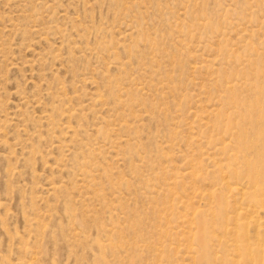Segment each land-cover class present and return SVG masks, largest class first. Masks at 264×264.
Instances as JSON below:
<instances>
[{
	"label": "rangeland",
	"instance_id": "rangeland-1",
	"mask_svg": "<svg viewBox=\"0 0 264 264\" xmlns=\"http://www.w3.org/2000/svg\"><path fill=\"white\" fill-rule=\"evenodd\" d=\"M261 134L264 0H0V264H253Z\"/></svg>",
	"mask_w": 264,
	"mask_h": 264
},
{
	"label": "bare ground",
	"instance_id": "bare-ground-1",
	"mask_svg": "<svg viewBox=\"0 0 264 264\" xmlns=\"http://www.w3.org/2000/svg\"><path fill=\"white\" fill-rule=\"evenodd\" d=\"M233 55V54H232ZM228 81V80H227ZM235 82V81H234ZM260 141H264V135L263 134H261L260 135ZM244 141V140H243ZM243 141L241 142L242 144H240V145H245V144H243ZM250 141V140H249ZM246 142H248L247 140H246ZM248 145V147H249V150H252V149H254L255 151L253 152V151H251V152H253V153H255L256 154V160H255V163H253L252 164V166L254 167V168H252V173L254 174L253 175V180H252V183L250 184V186H251V188H252V190H246V189H244V188H246L245 186H243V187H241L240 189H241V193H242V196H244V199H245V202L247 203L246 205L248 206V210H250L251 211V213H255V212H257V210L258 209H262L263 211H264V171H259V154L260 153H258V151H259V149H261V150H264V142H259L258 144H253L254 145V147H252V143H247ZM248 147H246L247 149H248ZM250 147L252 148V149H250ZM242 148V147H241ZM240 149V148H239ZM243 149H244V147H243ZM238 151V150H237ZM240 151H243L242 149L240 150ZM251 152H250V154H251ZM264 153V152H263ZM233 155H234V153H233ZM245 155H246V153H245ZM245 155H244V153L242 154V157L241 158H245ZM247 156V155H246ZM252 156V155H251ZM233 157H237L236 155H234ZM226 160H228V159H226ZM239 160V159H238ZM237 161V160H236ZM264 161H261V163H263ZM225 165H227V164H225ZM229 165V164H228ZM248 164H246V166H247ZM263 170H264V166H263ZM233 173H235V171L233 170ZM225 184L226 185H228V182L226 181L225 182ZM237 186V185H236ZM249 188V187H248ZM245 202H244V204L243 205H245ZM243 205H241V207L243 206ZM237 207V206H236ZM244 207V206H243ZM240 209H242V208H240ZM244 210H245V207L243 208ZM211 212H212V210H211ZM211 212H209V213H211ZM234 212V211H233ZM232 212V213H233ZM242 212H243V210H242ZM246 212V211H245ZM244 212V213H245ZM244 213H242V215L244 214ZM249 213V212H248ZM221 214V213H220ZM225 214V213H224ZM250 214V213H249ZM223 215V214H222ZM222 215L220 216H218V217H220V218H222ZM211 216V215H210ZM214 216H215V214H214ZM224 216V215H223ZM232 216V215H231ZM255 216V215H254ZM208 217V216H207ZM224 217H227V216H224ZM223 217V218H224ZM219 218V220H221ZM250 218V217H249ZM210 219V218H209ZM216 221V220H215ZM222 221H223V224L221 225L220 223V225H221V227H222V229L224 230V232H225V229H226V226H227V224L230 222V228L231 229H233L232 230V232H233V234H235V236H237L238 238H245V239H247L248 238V236H247V232L243 229V227H246V225L244 226V224H243V222H241V225H240V221H239V217L238 216H235V217H232V218H224V219H222ZM222 221H221V223H222ZM256 221H259V218H258V220L256 219V218H254L253 219V222L252 223H256ZM263 222V221H262ZM248 223V222H247ZM258 223H260V222H257L255 225H257ZM263 224V223H262ZM261 225V224H260ZM258 227H259V225H257ZM256 226V227H257ZM263 226V225H262ZM209 227V226H208ZM220 227V228H221ZM248 227V226H247ZM255 227V228H256ZM217 228H219V227H217ZM254 228V229H255ZM185 229V228H184ZM264 229V228H263ZM203 230V229H202ZM209 230V229H208ZM181 231V230H180ZM211 231V230H210ZM209 231V232H210ZM256 231V230H255ZM257 232V231H256ZM186 233V232H185ZM203 233H204V231H203ZM211 233V232H210ZM225 233H227V232H225ZM262 233H264V232H262ZM261 233V234H262ZM254 234V233H253ZM185 235V234H184ZM231 235V234H230ZM260 235V234H259ZM259 237H261V236H259ZM223 238H224V236H223ZM231 238V237H230ZM262 238V237H261ZM245 239H243V241L245 240ZM255 239V243H253V245H250L249 243H246L244 246H243V249L242 250H244V252H245V254L247 255H245L246 256V258L248 259V260H250V262H252L253 264H264V240L263 239H259L257 236H255L252 240H254ZM209 241V240H208ZM247 241V240H246ZM235 242V241H234ZM253 242V241H252ZM245 243V242H244ZM225 246V245H224ZM192 247V246H191ZM233 247H234V249H236L237 247H236V245L235 244H233ZM239 247V246H238ZM242 248V246L240 247V249ZM232 250V249H231ZM194 252V251H193ZM203 252V251H202ZM237 252H235V254H236ZM190 254V253H189ZM239 254V253H238ZM234 255V254H233ZM240 255V254H239ZM238 255V256H239ZM190 258H192V257H189V259ZM232 258V257H231ZM241 258V257H240ZM244 259V261L246 262V260L247 259ZM238 263L240 262V260H238L237 261ZM245 264H248V263H245Z\"/></svg>",
	"mask_w": 264,
	"mask_h": 264
}]
</instances>
